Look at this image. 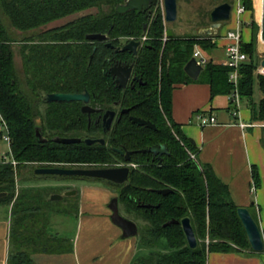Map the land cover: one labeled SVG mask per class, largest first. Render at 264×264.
Instances as JSON below:
<instances>
[{
    "label": "trees",
    "instance_id": "16d2710c",
    "mask_svg": "<svg viewBox=\"0 0 264 264\" xmlns=\"http://www.w3.org/2000/svg\"><path fill=\"white\" fill-rule=\"evenodd\" d=\"M125 1L0 0V113L9 127L10 158L17 162L15 168L0 159V193H8L0 199V204H12L8 264H36L32 259L34 254H63L73 249L70 240L49 232V219L52 213H76L78 194L63 199L73 201V209H52V205L63 200L52 201L51 190L25 186L32 178L18 182L21 170L33 165L36 166L32 171L34 178L84 179L40 176L35 170L117 168L126 163L120 151L133 152L130 163L135 167H130L129 180L122 185L95 180L120 188L118 203L123 204L125 212L147 222L143 231L138 229V234L140 246L151 251L138 255L132 264H207L209 253H255L228 186L209 165L199 161V149L172 116L176 86L204 83L210 86L212 97L232 94L231 67L208 61L197 80L185 72L195 50H212L215 47L213 40L219 34L172 35L167 36L164 45L169 29L159 3L152 7L151 15L136 11L119 14L117 7ZM217 1V6L232 4L230 0ZM241 4L245 11L253 14V0H241ZM105 7L107 11L103 10ZM93 8L99 10L98 14L82 16L33 36L25 35ZM257 28L252 20L251 42L243 41L241 45L249 61L239 70V94L241 100H249L252 119L263 121L264 75L257 73L254 60ZM15 32L24 34L23 38H15ZM91 34L107 35L108 40L89 41L86 37ZM132 40L143 41L137 56L116 52L107 46L121 47ZM14 44L21 45L24 85L15 66ZM117 63L132 66L134 74L146 85L135 86V89L117 87L110 73ZM255 79L263 95L257 104L253 101ZM83 93H88L91 105L103 112L115 110L116 105L130 109V112L122 115L107 132L102 122H97L102 113L93 114L89 119L82 113L81 102L45 101L49 94ZM41 103L46 106L44 114L40 112ZM231 105H234L233 101ZM131 116L150 121L156 129L134 124ZM38 125L42 127L45 143L36 139ZM56 138H80L82 142L64 145L56 143ZM100 138L105 139L104 145L85 143L86 139ZM155 145L165 146L168 153L159 159L151 153L140 152ZM191 155H195V159ZM252 180L259 189L261 182L257 168L252 170ZM164 189L172 192L165 196L157 192ZM253 206L254 203L251 210ZM185 217L191 219L198 239L196 249L189 247L181 224L165 226ZM162 240L167 244L163 250H156Z\"/></svg>",
    "mask_w": 264,
    "mask_h": 264
},
{
    "label": "crops",
    "instance_id": "0c3cea01",
    "mask_svg": "<svg viewBox=\"0 0 264 264\" xmlns=\"http://www.w3.org/2000/svg\"><path fill=\"white\" fill-rule=\"evenodd\" d=\"M234 8L230 22L222 25L219 37L213 40L215 47L212 49V55L207 57L208 61L215 64L225 65L226 63L225 47L228 42L225 36L228 32L240 28L244 41L242 26L246 24L250 32L248 42H251L252 14L245 11L238 16ZM233 17L235 19L232 21ZM259 23L261 26L260 19ZM258 42L260 46V36ZM220 50L224 51L225 56H221ZM231 102V95L212 97L208 84L179 85L173 91L172 116L174 121L182 126L183 133L199 149V161L209 165L216 176L228 186L234 203L239 208H247L249 211L254 203L251 211L256 215L257 222L263 230L264 123L252 119L250 103L244 108L240 106L238 115L234 116V105H231ZM197 113L215 117L217 123L201 127L195 117ZM241 124L245 126L242 127ZM253 168H257L260 176L259 189L253 184ZM61 185L67 191L78 189V207L77 212L74 213L77 226L70 237L60 235L54 230V225H56L54 214L57 213H52L49 219V232L70 240L73 249L63 254H34L32 259L36 264H132L138 255H145L146 251L147 254L151 251L140 246L138 235L125 238L122 230L112 223V212L109 206L113 198L118 195L114 193L113 187L104 182L103 185L84 182L80 188H76L78 186L74 183ZM51 186L54 187L53 182ZM51 186L43 187V189H50ZM11 222L12 204L1 203L0 264H8ZM207 264H264V253H209Z\"/></svg>",
    "mask_w": 264,
    "mask_h": 264
},
{
    "label": "water",
    "instance_id": "95a60500",
    "mask_svg": "<svg viewBox=\"0 0 264 264\" xmlns=\"http://www.w3.org/2000/svg\"><path fill=\"white\" fill-rule=\"evenodd\" d=\"M159 3V0H126L124 4H121L117 7V12L119 14H126L131 11H136L138 13H146L148 12L150 15L152 13V7L156 6ZM164 5V21L165 23H173L177 20L178 16V5L177 0H163ZM264 6V5H263ZM233 6L230 3H224L217 7H215L210 13V21L211 25L209 28L202 30L201 33L208 36H216L219 34V30L222 25L228 21H230L232 17ZM166 35L171 37L173 35L171 30H168ZM87 40L89 41H99V42H107V35L103 34H91L88 35ZM260 39L264 42V7H263V15L261 21V31H260ZM109 48L115 49L116 52H130L134 56H137L140 48L143 46L142 40H132L128 44L123 47H114L112 44L107 45ZM261 69L264 70V59L260 63ZM203 67L200 66L196 59L192 58L187 65L185 66L186 74L193 80H197L203 71ZM132 66L123 65L122 63L115 64L111 69L110 73L115 79V84L117 87L121 89H125L128 86V83L132 76ZM137 78H135L136 80ZM45 101L48 103H56V102H83L84 106L82 108V112L86 114H91L95 112L89 106L90 95L88 93L83 94H49L45 97ZM124 113L128 112V110H124ZM115 112L108 111L104 116V129L109 131L112 127ZM132 122L139 126H146L150 129L155 130L156 126L152 124L150 121L132 117ZM36 139L40 143H45L47 140L44 139L42 133V127L38 125L36 127ZM56 143L71 145V144H79L82 142L80 138H56L54 140ZM85 143L87 145L93 144H101L104 145L106 141L104 139H86ZM141 153H151L155 156L157 155H165L167 154V149L162 145H155L148 149L140 151ZM120 154L125 156V162L127 165L117 168H38L35 170L36 175L40 176H58V177H84L91 179H101L114 184L122 185L129 180L130 175V162L131 156L133 152H121ZM161 195H167L172 192L171 189H164L157 191ZM78 192L75 190L67 191L60 195H52V201H62L64 198L75 197ZM8 195V193L3 192L0 193V199L4 198ZM146 208H151V205H142ZM112 215L111 220L112 223L122 230L123 236L125 238H132L138 235V226L133 221L123 217L119 210L118 198H113L110 206H109ZM238 216L245 228V231L248 236V240L251 246V249L255 253H263L264 252V235L263 230L261 229L258 222L254 219L253 215L247 208H239ZM179 223L182 226L183 232L187 239V243L191 249H196L198 247V239L196 237L191 219L189 217L183 218L181 221H170L165 226Z\"/></svg>",
    "mask_w": 264,
    "mask_h": 264
},
{
    "label": "rangeland",
    "instance_id": "374dc122",
    "mask_svg": "<svg viewBox=\"0 0 264 264\" xmlns=\"http://www.w3.org/2000/svg\"><path fill=\"white\" fill-rule=\"evenodd\" d=\"M232 2V6H236V0H230ZM256 1H257V6H256ZM218 1L217 0H177V5H178V16H177V20L173 23H166L167 29L171 30L173 35L176 37L179 36H189V35H203L201 33L202 30H205L207 28L210 27L211 25V21H210V13L211 11L215 8V6H217ZM253 5H254V12H253V18L252 20L255 21V23L257 24L258 28L256 30V50H257V55H255V63L258 66V70L257 73H260L259 70L261 69L260 67V63L261 61L264 59V42L261 41L260 46H258L259 44V36H260V31H261V26L259 23V19L260 21H262V15H263V5H264V0H253ZM159 6L160 9L162 11L163 17H164V5H163V0H159ZM233 7V8H234ZM258 8V11H257ZM235 9V8H234ZM104 11H107V7L103 8ZM99 10L96 8L93 9H89L87 11H84L82 13L79 14H74L71 16H68L64 19L58 20L54 23H51L35 32H31L28 34H25L26 36H33L37 33H41L50 29H54V28H58L61 26L66 25L69 22L75 21L79 18H81L82 16L85 15H89V14H98ZM259 16V18H258ZM235 18H232V21ZM231 20V19H230ZM230 22V21H228ZM244 28V41L246 43H249V39H248V35L250 34L248 28L246 27V24H243L242 26ZM13 32V31H12ZM16 36L15 38L17 39H21L23 38L24 34L15 32ZM165 45V41L163 43ZM199 49V48H198ZM14 56H15V66H16V70L19 76V80L21 82V84L24 85V80H25V72H24V66H23V60H22V55H21V45L20 44H14ZM202 54L207 58L208 56L212 55L213 51L212 50H207V51H203L201 49H199ZM221 54V56H225L224 51L220 50L219 52ZM221 61L223 59H220ZM225 60H227V57H225ZM262 74V73H260ZM264 75V74H262ZM261 97H263V95L260 92L259 86H258V81L257 79H255L254 81V91H253V101L254 103H259V101L261 100ZM249 100L248 99H242L240 106L242 108H244V106L248 105ZM45 105L41 103V105L39 106L40 108V112L42 114H44L45 112ZM235 110V108H233ZM264 123L263 121H259ZM11 157V152H10V146L9 144L2 138H0V159L6 158V159H10ZM36 166L33 165H29V166H25L20 174H18V179L17 181L20 182L21 180L25 179V178H32L30 180L29 183H27L25 186L28 187H48L49 185L51 186V183H54V187L51 186L52 190L51 192L53 193L52 195H60L63 194L65 192H67V189L62 186L61 184H75L76 188H80L84 182L87 183H100L103 185L102 181L99 180H95V179H74V178H70V179H60V178H54V177H46V178H34L32 177V171ZM16 168V166H15ZM20 185V184H19ZM19 187V186H18ZM113 187V186H112ZM50 188V189H51ZM48 189V190H50ZM112 189H114V193L117 194V192L119 191L120 188L118 187H113ZM75 190L78 192V189H71L68 191H72ZM51 195V196H52ZM116 198V197H114ZM118 198V195H117ZM112 202V201H111ZM110 202V204H111ZM73 201H67V200H63L61 203H58L56 205H52L50 208L52 209H60V210H66V209H73ZM119 210L120 213L123 217L133 221L134 223L137 224L139 232L147 226V222L144 221L141 217L135 215V214H127L125 212L124 206L122 203H119ZM264 210V209H263ZM55 215V221H56V225H54V230L55 232L59 233L62 236L65 237H70V235L73 234L74 230L76 229L77 226V218L74 216L75 214H68V215H60V214H54ZM59 219H61V221H63V223H61V221L59 222ZM138 232V233H139ZM136 237V236H135ZM139 237V234H138ZM162 242L164 244H167L166 240H162ZM161 242V244H159V248L156 250H163L164 249V244ZM205 242L207 244H209V240L206 239ZM200 243H202V241H200ZM149 251V250H148ZM147 254V251H146ZM145 254V255H146ZM144 255V254H143Z\"/></svg>",
    "mask_w": 264,
    "mask_h": 264
},
{
    "label": "built area",
    "instance_id": "2783aa9c",
    "mask_svg": "<svg viewBox=\"0 0 264 264\" xmlns=\"http://www.w3.org/2000/svg\"><path fill=\"white\" fill-rule=\"evenodd\" d=\"M235 10L237 15L240 16L245 12V8L241 4V0H236ZM227 40V45L225 49L226 53V63L225 66L231 67L232 71L229 75V82L233 85V92L231 94L232 101L234 103V116L238 115V110L240 108L241 98L239 94V79H240V67L249 61V57L247 54L242 52L241 45L243 42V35L240 28H237L233 31H230L225 36ZM167 35L165 34L164 41H166ZM193 58L196 59L197 63L204 67L208 62L207 58L202 54V52L197 48L193 54ZM260 73L264 74V70L260 69ZM196 119L199 122L201 127H206L210 125H214L217 123L215 117L206 116L203 113H197L195 115ZM242 127L245 125L241 124ZM0 138L4 139L10 146L11 138L9 135V127L8 123L4 119V117L0 113ZM193 159H195V155H191ZM2 162H10L14 167L17 165V162L10 158H3ZM254 191V189H253ZM264 253V252H263Z\"/></svg>",
    "mask_w": 264,
    "mask_h": 264
},
{
    "label": "flooded vegetation",
    "instance_id": "af4514ba",
    "mask_svg": "<svg viewBox=\"0 0 264 264\" xmlns=\"http://www.w3.org/2000/svg\"><path fill=\"white\" fill-rule=\"evenodd\" d=\"M126 44H128V43H124L121 47H123L124 45H126ZM124 65V64H123ZM129 66V65H128ZM133 68V67H132ZM135 78H137L136 80H135ZM138 85H140V86H142V85H146L145 83H143L135 74H134V72H133V70H132V76H131V79H130V81H129V83H128V86L126 87V88H128V87H131V88H133V89H135V86H138ZM125 88V89H126ZM82 103V108H83V106H84V103L83 102H81ZM89 106L92 108V109H94L95 110V112H93V113H91L90 115L89 114H86V113H84V114H86L88 117H89V119H90V117H91V115H93V114H96V113H98V112H101L102 114H101V116H99V119H98V121L97 122H102V125H103V129H104V116H105V114H106V112H108V111H113V112H115V118H114V121H113V124H112V127H113V125H114V123L115 122H117V121H119V119L122 117V115H127V114H129V112H130V109H127V108H119L118 107V105H116V109L115 110H107V111H105V112H103L101 109H99V108H94L92 105H91V98H90V102H89ZM82 110V109H81ZM124 110H128V112H126V113H124L123 111ZM83 113V112H82ZM132 117H134V116H131L130 117V119L132 118ZM138 118V117H137ZM132 121V120H131ZM89 122L91 123V120H89ZM135 124V123H134ZM137 125V124H136ZM112 127H111V129H112ZM110 129V130H111ZM109 130V131H110ZM104 131H107V130H105L104 129ZM109 131H107V132H109ZM100 139H103V138H100ZM105 140V139H104ZM153 155V154H152ZM154 157H158L159 159L161 158V155H157V156H155V155H153ZM131 164V163H130ZM125 165H127V163H125L124 165H122V166H125ZM121 166V167H122ZM131 166H133V167H135L133 164H131ZM130 166V167H131Z\"/></svg>",
    "mask_w": 264,
    "mask_h": 264
}]
</instances>
